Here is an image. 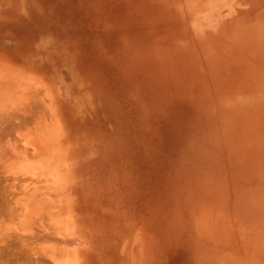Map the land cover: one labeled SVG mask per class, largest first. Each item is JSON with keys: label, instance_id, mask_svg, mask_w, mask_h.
I'll use <instances>...</instances> for the list:
<instances>
[{"label": "rangeland", "instance_id": "1", "mask_svg": "<svg viewBox=\"0 0 264 264\" xmlns=\"http://www.w3.org/2000/svg\"><path fill=\"white\" fill-rule=\"evenodd\" d=\"M203 1L0 2L1 46L25 55L49 43L45 67L89 84L94 109L88 114L74 102L65 108L74 105L68 124L82 148L99 141L81 168L88 242L80 264H229L205 241L197 217L205 210L216 215L223 199L242 211L259 194L251 185L264 163L249 143L253 133L264 135V121L247 113L236 118L231 92L244 79L216 67L229 55L235 66L240 57L228 36L211 35L230 17V5L213 0V17L203 18ZM220 42L222 56L212 57ZM66 56L75 75L59 70Z\"/></svg>", "mask_w": 264, "mask_h": 264}, {"label": "bare ground", "instance_id": "2", "mask_svg": "<svg viewBox=\"0 0 264 264\" xmlns=\"http://www.w3.org/2000/svg\"><path fill=\"white\" fill-rule=\"evenodd\" d=\"M7 1L0 0L3 8ZM228 2L230 17L211 35L228 36L240 62L231 65L232 58L227 55L216 68L220 73L231 70V75L239 72L244 79L245 83L231 92L233 107L239 112L236 118L240 120L239 116L247 113L254 121L262 122L264 0ZM203 3L206 6L203 18L213 17L215 1ZM224 6L222 3L217 8ZM41 45L44 43L37 44L32 53L25 55L0 45V264H80L81 252L88 242L79 209L78 188L83 179V162L95 154L94 150L98 149L94 148L95 143L99 141L82 148L68 124L66 111L74 105L88 114L94 109L88 95L89 84L82 77L69 76V79L61 76L58 69L48 70L43 61L51 56V45ZM223 46L224 42L218 46L213 44V50L209 51L212 57L222 56ZM70 59L67 56L60 59V71L74 74ZM226 96L224 92L221 99ZM72 102L75 104L65 111L66 105ZM253 134L248 142L250 153L264 163V135ZM262 169L256 177L258 185L250 184L259 194L251 196L250 202L245 201L242 211L233 204L231 208L230 201L223 199L225 204L216 215L205 210L197 217L196 227L205 241L229 264H264V164ZM236 173L242 175L241 171Z\"/></svg>", "mask_w": 264, "mask_h": 264}]
</instances>
